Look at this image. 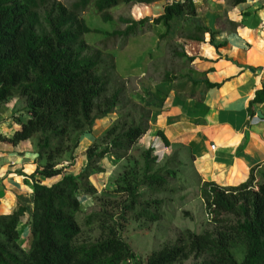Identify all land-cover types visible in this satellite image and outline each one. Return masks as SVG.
Here are the masks:
<instances>
[{"label":"trees","instance_id":"obj_1","mask_svg":"<svg viewBox=\"0 0 264 264\" xmlns=\"http://www.w3.org/2000/svg\"><path fill=\"white\" fill-rule=\"evenodd\" d=\"M156 1L161 0H74L70 5L61 0H0V103L18 97L28 115L26 121L15 117L21 127L1 138L13 144L31 139L37 153V166L29 174L34 191L30 218L22 223L27 213L23 202L11 212L0 211V264H183L190 258V264H264V163L238 185L202 182L201 197L212 227L185 228L144 260L125 238L131 220L155 222L164 216L166 199L160 194L177 191L171 179L183 165L181 150L161 163L156 147L136 146L151 129V104L162 100L161 92L145 88V95H130L113 52L93 50L85 35L103 32L127 40L145 25L162 23L166 32L161 36L166 37L176 17L182 18L180 36L187 40L213 43L215 31L200 18L195 0H163V13L153 19L120 16L126 27L112 31L90 26L82 12L93 4L109 21V9L121 3ZM173 54L194 59L184 49L174 48ZM184 76L166 70L161 80ZM206 85L218 84L207 80ZM258 102H264V86L249 103L251 115ZM114 112L118 117L87 145L85 165L71 172L81 135ZM156 134L171 146L163 130ZM109 154L122 160L109 190L116 197L100 194L92 181L94 174L106 171L102 161ZM56 177L52 183L43 181ZM80 193L100 207L82 218ZM21 225L29 227L28 250L20 243ZM92 228L98 229V236L80 239ZM242 245L239 261L234 249Z\"/></svg>","mask_w":264,"mask_h":264},{"label":"crops","instance_id":"obj_2","mask_svg":"<svg viewBox=\"0 0 264 264\" xmlns=\"http://www.w3.org/2000/svg\"><path fill=\"white\" fill-rule=\"evenodd\" d=\"M164 4L163 0L136 3L139 9L133 14L153 19L163 13ZM195 4L204 24L215 31L214 41L186 39V52L194 56L183 73L186 76L147 86L161 92L162 98L151 104L154 112L150 131L163 130L172 143L167 149L184 147L202 182L238 185L249 178L253 167L264 163V102L254 105L259 121H254L255 114L248 110L256 91L264 86V0L239 4L195 0ZM192 79L199 82L195 85ZM207 80L218 85L208 87ZM23 105L18 97L0 103V211L11 212L23 202L27 213L22 222H26L33 210L29 174L37 166V153L31 139L13 144L1 138L21 127L15 117L28 119ZM87 142L85 139L79 147V165L74 171V165L71 167L73 173H78L86 161ZM112 157L115 159L112 154L107 156ZM97 175L92 181L99 188L94 181ZM57 179L43 181L52 183Z\"/></svg>","mask_w":264,"mask_h":264},{"label":"rangeland","instance_id":"obj_3","mask_svg":"<svg viewBox=\"0 0 264 264\" xmlns=\"http://www.w3.org/2000/svg\"><path fill=\"white\" fill-rule=\"evenodd\" d=\"M61 1L70 5L74 0ZM135 5L136 2L121 3L110 8L109 11L113 19L109 21L103 20L93 4L89 5L82 14L90 26L112 31L126 27V24L119 20L120 16H132L136 19L143 17L139 16L140 14H133L134 10L138 11L139 9L138 5ZM181 23L182 18H174L172 20V28L166 37L161 36L166 32L164 24L152 23L140 28L138 34L130 36L127 40L121 37L108 36L103 32L87 33L85 38L91 44L93 50L96 48H107L113 52L116 58L118 75L126 82L130 95H145L147 93L145 88L147 86L152 88L153 84L162 79L161 77L166 70H172L175 73H185L188 71V60L173 54L174 48H177L179 51L182 49L186 51L187 49L185 46L187 44L186 39L180 36ZM151 108L153 109V107ZM117 117L118 113L114 112L104 119L97 120L92 131H86L81 135L79 140L80 145L83 144L85 139H88L87 143L89 144L100 137ZM152 118L153 116L151 117V121ZM150 130L140 138L136 146L140 148L148 146L156 147L157 151L155 153H160L161 163L175 149H179L181 150L183 165L178 167V177L171 179V183L177 187V191L160 194V197L166 199L164 216L155 222L131 220L124 231L126 240L131 244L140 260H144L149 253L158 248L162 243L174 240L178 233L185 228L200 231L205 227H212L213 225L209 222V216L201 197L202 181L193 165L190 154L182 146L168 147L167 149L156 132H151ZM80 150L79 148L77 149L78 160L76 161V165L74 164L72 171L78 168L79 164L77 162L79 161ZM133 153L138 154L139 150ZM116 158L118 161L115 162ZM115 159L113 157L103 159L102 165L106 167V171L94 176V181L99 186V193L112 197H116V194L109 191L112 188L111 179L113 176H117L119 167L122 164L120 158L115 156ZM80 196L82 208L80 218L84 214L100 208L98 202L93 197L83 193H80ZM28 228V226L21 225L22 236L20 243L25 250H28L30 247ZM98 234L97 228L85 229L80 239L95 238ZM242 247L234 249L235 256L239 261L244 256V246L242 245ZM193 261L194 259L190 258L183 264H190Z\"/></svg>","mask_w":264,"mask_h":264},{"label":"built area","instance_id":"obj_4","mask_svg":"<svg viewBox=\"0 0 264 264\" xmlns=\"http://www.w3.org/2000/svg\"><path fill=\"white\" fill-rule=\"evenodd\" d=\"M253 120H254V121H255V120L259 121V120H260V117H259L258 115H256V114H255V116H254V119H253ZM211 146H212V148H214V147H215V145H214L213 143H212V145H211Z\"/></svg>","mask_w":264,"mask_h":264}]
</instances>
